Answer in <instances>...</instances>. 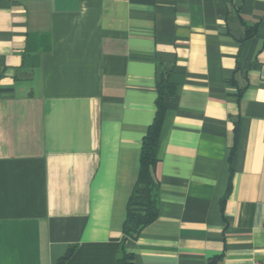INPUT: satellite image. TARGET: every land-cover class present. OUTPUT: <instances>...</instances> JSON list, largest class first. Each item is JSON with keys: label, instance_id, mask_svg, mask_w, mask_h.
<instances>
[{"label": "crops", "instance_id": "obj_1", "mask_svg": "<svg viewBox=\"0 0 264 264\" xmlns=\"http://www.w3.org/2000/svg\"><path fill=\"white\" fill-rule=\"evenodd\" d=\"M164 75L159 216L122 248ZM72 247L264 264V0H0V264Z\"/></svg>", "mask_w": 264, "mask_h": 264}, {"label": "trees", "instance_id": "obj_2", "mask_svg": "<svg viewBox=\"0 0 264 264\" xmlns=\"http://www.w3.org/2000/svg\"><path fill=\"white\" fill-rule=\"evenodd\" d=\"M251 34V33H249ZM175 92V86L164 75L158 83V97L156 100V115L142 139L140 170L137 182L127 202V213L123 224V238L121 247L127 239H136L141 231L159 216L158 183L153 177V169L158 162L157 148L159 136L164 121L166 102ZM74 247L70 248L56 264H65L71 256ZM132 254L124 252L119 264H132Z\"/></svg>", "mask_w": 264, "mask_h": 264}, {"label": "built area", "instance_id": "obj_3", "mask_svg": "<svg viewBox=\"0 0 264 264\" xmlns=\"http://www.w3.org/2000/svg\"><path fill=\"white\" fill-rule=\"evenodd\" d=\"M254 264H261V263H259V262H256V263H254Z\"/></svg>", "mask_w": 264, "mask_h": 264}]
</instances>
